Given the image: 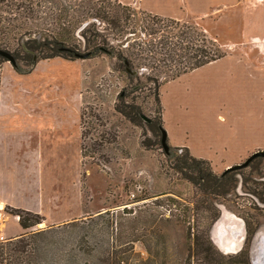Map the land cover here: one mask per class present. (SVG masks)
I'll list each match as a JSON object with an SVG mask.
<instances>
[{
    "label": "rangeland",
    "instance_id": "374dc122",
    "mask_svg": "<svg viewBox=\"0 0 264 264\" xmlns=\"http://www.w3.org/2000/svg\"><path fill=\"white\" fill-rule=\"evenodd\" d=\"M103 1L30 0L31 18L15 6L25 0H6L0 5V27H8L0 39L19 41L22 50L23 29L12 28L23 22L31 30L29 38L37 40L52 30L69 28L70 23L71 36L79 43H82L80 30L88 22H94L98 32L107 34L113 50L129 43L127 53L138 56L130 76L117 67L118 61L112 54L88 59L89 73L82 96L84 215L75 221L46 227L38 224L23 231L14 214L3 208L0 230L4 227L5 236H0V242L16 239L23 233L29 235L35 250L32 264H115L119 260V264H200L199 257L189 249L196 237L206 238L216 257H236L243 248L246 225L254 237L264 233V200L259 201L249 191L257 188L264 193V159H255L237 174V186L229 195L216 200L205 197L173 169L172 149L165 154L145 122H128L114 111V105L124 95L127 102L140 107L142 114L153 118L157 111V88L175 72L166 52L180 54L178 32L185 25L199 28L206 41L214 42L220 52H244L263 64L264 0H242L237 11L223 14L220 21H226L232 28L219 31L220 37L235 30L242 34L240 44L233 47L215 40L214 28L203 29L194 22L162 18L135 5L124 10L118 0ZM107 5L111 7L110 16L121 24L126 22L124 34L112 33L108 24L87 15V11L91 14L93 8ZM126 14L129 19L124 22ZM236 21L242 26L239 30L233 29ZM190 39L198 43L194 36ZM206 46L210 45L206 43ZM7 49L12 52V48ZM203 94L200 98L204 102L215 101L218 109H224L225 101L219 102L218 98L213 101L209 94L205 93L204 97ZM173 127L181 132L174 124ZM207 162L215 174L225 170L215 171L213 164ZM227 216L236 217L244 227L241 245L235 252H224L215 242L220 230L225 234L224 227L235 229L234 224L227 222ZM218 222L222 225L215 230ZM248 244H253V239ZM251 256L250 248L249 255L240 260L250 259L253 264Z\"/></svg>",
    "mask_w": 264,
    "mask_h": 264
},
{
    "label": "crops",
    "instance_id": "0c3cea01",
    "mask_svg": "<svg viewBox=\"0 0 264 264\" xmlns=\"http://www.w3.org/2000/svg\"><path fill=\"white\" fill-rule=\"evenodd\" d=\"M118 1L162 18L214 28V39L225 47L240 44V31L226 38L218 32L232 28L220 19L237 11L242 0ZM234 23L233 29H241L240 22ZM88 61L39 60L24 74L17 73L8 62L0 67V207L37 214L42 219L39 226L75 221L85 213L80 116ZM159 92L168 145L186 148L194 157L212 163L215 171L264 150V63H258L252 55L226 52L162 83ZM202 93L203 97L209 94L213 101H225L224 109H218L215 101L204 102ZM173 124L181 132H176ZM226 218L235 229L224 227L225 234L220 230L221 235L216 237L219 248L240 244L244 234L239 219ZM219 222L215 230L220 229ZM3 230L1 235L5 236ZM258 234L264 233L253 238L251 252L256 256L255 261L251 256V261L264 264V240L257 244Z\"/></svg>",
    "mask_w": 264,
    "mask_h": 264
},
{
    "label": "trees",
    "instance_id": "16d2710c",
    "mask_svg": "<svg viewBox=\"0 0 264 264\" xmlns=\"http://www.w3.org/2000/svg\"><path fill=\"white\" fill-rule=\"evenodd\" d=\"M5 1L6 0H0V5H3ZM108 5L104 6L102 9H96L95 7L92 9L91 14L87 11V15L89 18H94L103 21L104 24H108L112 33H117L118 35L124 34V29L126 27L125 21L129 19V16L126 14L122 19L125 23L121 24L120 20L109 15L111 7ZM15 6L16 8L21 9L23 11L22 13L28 14L26 17L31 18L33 10L30 0L20 2L15 4ZM122 6H124V10L128 9V6ZM69 28H71L70 23ZM69 28L67 26V29H61V31L52 30L49 34H45L37 40L29 38L31 30L23 22L20 26H14L12 30L23 29L20 36L22 39L24 38L22 40L24 50H22L19 41L14 42L3 39H0V50H4L11 54L15 60V65L12 67L19 74L29 72L39 60L51 58L76 60V54H89V57L83 60H88L100 54H112L118 61L117 67L119 69L121 68L124 70L129 76L133 73L132 70L134 69L133 67L135 66V61L138 59V56H134V54L131 53L129 54V52L127 53L126 50L129 43L124 48L122 44L117 50H113L107 34L105 35L98 32L95 28L94 22H88L80 30L82 43H79L80 41L78 42V40L74 41V36H71V29ZM7 31L8 27H0V34H5ZM178 36L181 39V43L177 46V51H179L180 54L174 52L170 53L172 50L166 52L167 57L175 66V72L168 80H173L184 73L192 71L195 68L225 55L219 51L214 42L206 41L204 34H202V32L200 33L199 28L196 26H182V30L178 32ZM192 36L195 37V42L198 40L197 44L192 43L191 39L189 40ZM206 43L210 46H206ZM211 46L214 47V49H212ZM9 47L12 48V52L8 51L7 48ZM157 53L158 52H156V54ZM5 62L6 60L0 56V67ZM162 83H160L156 92L155 100L157 103V111L154 112L153 118H148L146 116L150 121L148 123L145 122L148 129L152 132L156 143L159 145L162 132L164 131L161 118L162 107L159 92ZM125 98L126 96L124 95L119 96L114 105V111L132 124H138L140 121H143L141 115L144 114L141 113L140 107L132 101L127 102ZM83 113L82 107L80 116L81 128L84 116ZM83 137L84 134L81 130L82 142ZM171 149L173 152L170 153V158L173 159L174 162L173 169L179 173L183 179L192 183L203 195H205V197L216 200L229 195L236 188L238 182L237 174L241 173L243 168L224 170L220 174H215L210 170L207 160L191 156L186 148L175 147ZM176 152H178V154ZM255 159H253L248 166ZM249 191L259 201L264 200V193L257 190V188H251ZM6 208L14 214L12 216H17L18 224L23 231L41 223L42 219L37 214L9 207ZM251 233L248 225H246V236L244 238L243 248L236 257L229 256L227 259L216 257L212 251V245L206 238L202 240V238L196 237L194 244H192L189 249H192L194 255L199 257L200 264H250V259L247 262H244L240 260V257L244 255L246 256L247 254L249 255L251 244H248V242L250 243L254 237V233L252 235ZM33 252H35L33 239H31L29 235L23 233L16 239L7 242H0V264H32L34 258ZM247 258L249 257L247 256ZM224 260L226 261L224 262ZM120 262L121 260L115 264H119Z\"/></svg>",
    "mask_w": 264,
    "mask_h": 264
},
{
    "label": "water",
    "instance_id": "95a60500",
    "mask_svg": "<svg viewBox=\"0 0 264 264\" xmlns=\"http://www.w3.org/2000/svg\"><path fill=\"white\" fill-rule=\"evenodd\" d=\"M0 56L3 57L6 62H8L11 66H14L15 65V60L14 58L11 56L10 53L4 51V50H0ZM75 57L77 59H85V58H88L89 57V54H76ZM141 119L148 123L150 120L144 116V115H141ZM160 145H161V149L162 151L165 153V154H169L171 148L169 147L168 143H167V137H166V132L163 131L162 132V136H161V140H160ZM255 158H263L264 159V150H258V151H255L253 153H251L242 163L240 164H236L234 166H231L225 170H236V169H242V168H245L248 166V164Z\"/></svg>",
    "mask_w": 264,
    "mask_h": 264
},
{
    "label": "bare ground",
    "instance_id": "6f19581e",
    "mask_svg": "<svg viewBox=\"0 0 264 264\" xmlns=\"http://www.w3.org/2000/svg\"><path fill=\"white\" fill-rule=\"evenodd\" d=\"M2 207H0V209H1ZM3 222H4V220H3ZM2 222V223H3ZM240 222V221H239ZM225 225V224H224ZM230 239V238H229ZM221 240V239H220ZM222 240H224V239H222ZM233 240V239H232ZM256 240V242H257V244H260L263 240H264V234H258L257 235V239H255ZM231 241V240H230ZM240 241V240H239ZM215 242H217V241H215ZM227 242V241H226ZM216 244H218V245H220L218 242L216 243ZM225 244V243H224ZM227 246L225 247V248H220V249H222L224 252H235V251H237V249L240 247V244L238 245V244H234V243H231V244H226ZM255 252H253L252 253V257H253V261H255ZM255 264H258V261H256L255 262Z\"/></svg>",
    "mask_w": 264,
    "mask_h": 264
},
{
    "label": "built area",
    "instance_id": "2783aa9c",
    "mask_svg": "<svg viewBox=\"0 0 264 264\" xmlns=\"http://www.w3.org/2000/svg\"><path fill=\"white\" fill-rule=\"evenodd\" d=\"M0 211H3V208L0 209ZM15 218L17 219V216H15ZM4 218L2 216V214H0V224L3 222ZM0 236H1V230H0Z\"/></svg>",
    "mask_w": 264,
    "mask_h": 264
}]
</instances>
